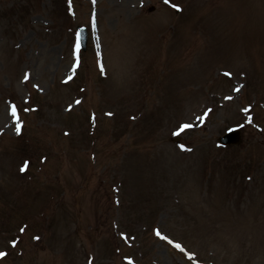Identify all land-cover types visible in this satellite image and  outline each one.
Segmentation results:
<instances>
[{"label":"rangeland","instance_id":"obj_1","mask_svg":"<svg viewBox=\"0 0 264 264\" xmlns=\"http://www.w3.org/2000/svg\"><path fill=\"white\" fill-rule=\"evenodd\" d=\"M0 252L264 264V0H0Z\"/></svg>","mask_w":264,"mask_h":264},{"label":"snow or ice","instance_id":"obj_2","mask_svg":"<svg viewBox=\"0 0 264 264\" xmlns=\"http://www.w3.org/2000/svg\"><path fill=\"white\" fill-rule=\"evenodd\" d=\"M164 2L167 4L168 2H169V0H164ZM173 7H178V6H176V5H173ZM78 103V102H77ZM244 111H247V109H244ZM12 115L13 116H15L16 115V112H15V108H13V110H12ZM183 128H187V127H189V125H183L182 126ZM17 131H19V125L17 124ZM183 147V146H182ZM24 169L22 168L21 169V171H23ZM22 231H23V229H22ZM157 235H160V233H159V231L157 230ZM38 239V238H37ZM12 243H13V245L15 244V241H12ZM176 247H180V245H176ZM5 255V253H3V252H0V257H2V256H4Z\"/></svg>","mask_w":264,"mask_h":264},{"label":"water","instance_id":"obj_3","mask_svg":"<svg viewBox=\"0 0 264 264\" xmlns=\"http://www.w3.org/2000/svg\"><path fill=\"white\" fill-rule=\"evenodd\" d=\"M229 135L224 136V138L222 137V140H224V142L227 141H233L236 142L237 136H232V137H228Z\"/></svg>","mask_w":264,"mask_h":264}]
</instances>
